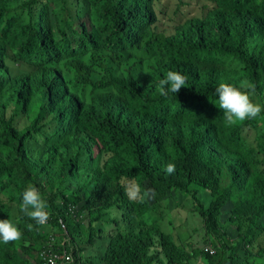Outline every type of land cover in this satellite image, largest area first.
<instances>
[{
  "label": "trees",
  "instance_id": "1",
  "mask_svg": "<svg viewBox=\"0 0 264 264\" xmlns=\"http://www.w3.org/2000/svg\"><path fill=\"white\" fill-rule=\"evenodd\" d=\"M214 2L169 32L161 0H0V219L22 233L0 264H98L105 239L103 264H264V111L227 126L215 93L247 80L264 106V0ZM168 70L187 86L162 96ZM29 185L46 225L20 211ZM189 200L212 250L160 224Z\"/></svg>",
  "mask_w": 264,
  "mask_h": 264
},
{
  "label": "clouds",
  "instance_id": "2",
  "mask_svg": "<svg viewBox=\"0 0 264 264\" xmlns=\"http://www.w3.org/2000/svg\"><path fill=\"white\" fill-rule=\"evenodd\" d=\"M187 86V77L178 70H168L160 80V95L168 96L169 92L178 93L182 87ZM255 87L247 80H241L239 85L220 82L215 88L218 97V107L223 111L224 120L227 126H233L249 119H255L264 106L254 102L252 93ZM165 171L169 174L175 171V164L169 163ZM125 194L131 201L144 202L145 199L155 197V190L144 189L143 192L139 184L129 182L125 186ZM20 211L34 220L37 225H46L49 219L47 202L42 197L41 192L34 185H29L22 192V201L19 205ZM32 230L33 225H27ZM22 233L18 226L10 219H0V241L7 244L21 239ZM49 264H54L49 261Z\"/></svg>",
  "mask_w": 264,
  "mask_h": 264
},
{
  "label": "rangeland",
  "instance_id": "3",
  "mask_svg": "<svg viewBox=\"0 0 264 264\" xmlns=\"http://www.w3.org/2000/svg\"><path fill=\"white\" fill-rule=\"evenodd\" d=\"M165 13H161L159 26L162 29L167 28L169 32L173 31L176 25L180 22H184L190 16H202L206 14L211 7L214 6V0H161ZM183 205L179 206V209L175 211L166 210V216L160 221L163 230L173 235L179 242H183L184 245L189 247H202L205 250H212L211 245L205 244L206 227L203 217L195 211L192 201L184 202ZM9 207H16V203L8 205ZM113 217L115 215H121L122 212L119 210L111 209ZM151 215L147 216L149 220ZM150 223H156V217L150 219ZM115 225L108 227L106 236ZM109 240L99 241L95 248L89 249L85 256L88 254L95 255L98 257V264H103L101 257L107 252ZM206 262H199L198 264H205Z\"/></svg>",
  "mask_w": 264,
  "mask_h": 264
},
{
  "label": "built area",
  "instance_id": "4",
  "mask_svg": "<svg viewBox=\"0 0 264 264\" xmlns=\"http://www.w3.org/2000/svg\"><path fill=\"white\" fill-rule=\"evenodd\" d=\"M211 253L214 254L215 251H211ZM43 255L46 257V260H47L46 264H49V261H53L54 264H70L73 261V256L69 254V252L67 251H65L63 254L56 253V252L47 254L46 252H44Z\"/></svg>",
  "mask_w": 264,
  "mask_h": 264
},
{
  "label": "water",
  "instance_id": "5",
  "mask_svg": "<svg viewBox=\"0 0 264 264\" xmlns=\"http://www.w3.org/2000/svg\"><path fill=\"white\" fill-rule=\"evenodd\" d=\"M227 264H233L232 262H229V263H227Z\"/></svg>",
  "mask_w": 264,
  "mask_h": 264
}]
</instances>
